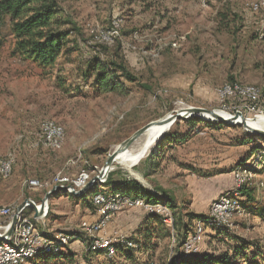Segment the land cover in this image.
<instances>
[{"label":"rangeland","instance_id":"1","mask_svg":"<svg viewBox=\"0 0 264 264\" xmlns=\"http://www.w3.org/2000/svg\"><path fill=\"white\" fill-rule=\"evenodd\" d=\"M253 1L62 0L57 27L66 34L64 48L56 64L46 67L19 52L5 26L0 49V159L12 152L16 160L11 175L0 176V205H20L26 199L40 204L58 175L76 179L85 170L95 177L124 140L174 112L200 107L231 115L240 111L249 119L264 115V7L252 10ZM114 19H120L121 38L111 45L98 42L97 30L110 27ZM235 81L261 89L254 109L244 108L237 99L220 100L219 89ZM194 116L202 122L189 123ZM194 116L178 119L166 132L179 135V141L165 149L159 167L151 160L163 136L138 164L114 162L112 182L153 187L158 195L154 201L167 203L172 198L180 216L197 211L206 218L213 199L238 186L234 171L242 167L251 178L241 185V192L243 187L252 189L264 205V138L243 124ZM45 119L66 129L60 150L36 145ZM142 140L143 136L125 154L139 152ZM260 151V159H253ZM31 179L46 186L31 188ZM240 201L243 212L236 215L233 227L206 224L195 253H204L207 243L210 254L233 258L248 245L234 264H264V220L247 205L243 192ZM53 208L50 225L56 228L50 235L79 233L82 220L97 214L94 207L66 196L55 206L50 202L49 214ZM171 212L172 227L164 226V234L154 237L155 244L145 246L152 247L151 253H142L143 246L139 252L119 249L113 259L95 258L94 264H174L195 230L182 231L181 224L178 229ZM122 215L121 225L113 227L110 223ZM149 215L142 209L119 213L100 234L121 233L138 241L135 234H145L155 224L160 227L158 220L146 222ZM7 224L8 219L0 217V226ZM123 257L133 262L126 263ZM46 258L27 264H49Z\"/></svg>","mask_w":264,"mask_h":264},{"label":"built area","instance_id":"2","mask_svg":"<svg viewBox=\"0 0 264 264\" xmlns=\"http://www.w3.org/2000/svg\"><path fill=\"white\" fill-rule=\"evenodd\" d=\"M250 6L252 10L257 11L264 7V0H255L250 3ZM95 34L98 42L111 45L116 39L121 38L120 19H114L110 27L101 28ZM128 45L130 48L137 49L136 45ZM174 46H176V43ZM144 52L146 53L147 51ZM150 54L154 55V52L152 51ZM218 94L221 101L237 99L242 102L244 108L250 110L254 109L261 99V89L259 87L237 81L226 82L219 89ZM65 139V127L53 119H45L42 121L37 133L36 145H43L50 150L57 151L63 147ZM262 154L261 151L258 152L253 159H260ZM15 160V154L12 152L0 159L1 177L7 178L11 175ZM110 172L111 170L99 180H94V176L85 170L76 179L59 175L56 177L52 187L56 185L62 186L72 194L74 190H81L89 183H91L90 186L92 187L93 184L98 185L99 190L93 194L92 202L98 209L100 217L95 222H82L79 233L66 234L60 232L57 235H50L42 232L38 227V221L47 215L48 204L40 217H35V212L33 211L32 213L28 212L29 208L34 209L29 204H26L21 210H19V205H0V217L8 219L7 225L0 226V234L3 237L0 239V264H27L42 255L59 254L70 246L74 240L79 239L80 234L83 235L82 241L86 252L102 251L108 259H113L119 249L141 251V243L124 234L116 233L113 236H104L100 233L105 230L115 215L134 209H142L152 215H161L166 223L171 224L173 220L171 209L166 202L151 201L143 196L129 195L109 187L108 177ZM234 176L238 186L215 199L211 203L209 215L197 221L195 232L184 243L185 255L194 254L199 249L198 245L202 240L206 224L215 228H232L236 215L242 214L243 205L240 201L242 197L240 188L242 184L251 178V172L239 167L235 169ZM28 184L34 189L46 186L45 183L37 179L29 180ZM40 204L36 203L38 207H40ZM14 218H16V222L12 233L11 235H6Z\"/></svg>","mask_w":264,"mask_h":264},{"label":"trees","instance_id":"3","mask_svg":"<svg viewBox=\"0 0 264 264\" xmlns=\"http://www.w3.org/2000/svg\"><path fill=\"white\" fill-rule=\"evenodd\" d=\"M61 1L62 0H0V49L4 44L3 29L5 26H9L10 32L15 38L16 49L23 53L25 57L45 67L56 64L62 53V49L64 48L65 42L63 41V38L66 35L64 32L59 31L57 27L59 23L57 16L59 14ZM68 32L69 31H67V34ZM118 66V68H122L123 70L122 66ZM126 75L131 80L133 79L130 74L127 73ZM188 122L198 125L202 122V119L194 116ZM177 123L178 121L175 124ZM178 136L179 135L173 132L165 133L160 142H158L155 150H159L163 142L169 139H172V141H179L176 139ZM111 183L113 182L110 175L108 177V184ZM129 184L132 187H136V190H142L136 181H132ZM95 189L96 187H91L90 193L88 194L95 193ZM118 189L124 193H129V185L126 182L121 183V185L118 186ZM242 192L243 195L246 194L248 204L255 202L256 198L252 189L243 187ZM134 194L139 195V192ZM142 196L152 201V197L154 195L147 194L146 196ZM172 203L173 200L169 198V201L166 204L170 207V209L174 208ZM258 211L260 214H263L262 212L264 211V207L259 208ZM188 216L193 218L195 215L188 214ZM202 218L203 217L199 219ZM179 219L181 221L180 230L188 232V225H186L182 218ZM245 247H248V245H244L241 249L237 250L235 252L236 255L233 256V258L223 256L219 257L218 255H212L210 253H195L191 255H185L182 253L176 256L173 261L174 264H234V262L238 260V257H240V253L244 251ZM58 255H60V253L42 255L40 257H47V262L51 263Z\"/></svg>","mask_w":264,"mask_h":264},{"label":"crops","instance_id":"4","mask_svg":"<svg viewBox=\"0 0 264 264\" xmlns=\"http://www.w3.org/2000/svg\"><path fill=\"white\" fill-rule=\"evenodd\" d=\"M174 142H178V141H172V139H169L167 141H164L163 144L161 145V148L159 150H153V156H152V160H151V163L155 164V167H159L160 166V161L164 159V156H165V149H168L172 143ZM156 148V147H155ZM150 162V161H149ZM156 162V163H155ZM129 185V193L130 195H133V196H146L147 194H150V195H154L152 197V199H155L156 196H158L157 194H155L154 192L155 191V188H151V189H148V188H143L141 187L140 189L142 190H136L135 187H132L129 183H127ZM121 185V183H111V184H108L109 187H112L113 189H118V186ZM141 186V185H140ZM99 190V188H96L95 189V192ZM157 190V189H156ZM163 191L162 189H158L157 191ZM139 192V195L138 194H134V193H137ZM144 192V193H143ZM165 192V191H164ZM90 193V189L89 191H87L86 193L80 195L79 197L72 194V193H69L66 189H58L56 190L54 193L51 194L49 200H48V213L46 216H44L42 219H40L38 221V227L39 229L42 231V232H45V233H48V234H51V232L54 231V229L56 227L51 226L50 224L52 223L51 219H52V214H54V208L52 209V211H50L51 213L49 214V210H50V202H51V205L52 206H55L58 202H60L61 200H63V197H67V198H71V200L73 201H76V202H79L81 203L82 205L84 206H92L96 209V215H93L92 217L89 216V220L87 216V219H83L82 222L84 221H87V222H95L99 219L100 217V213L98 211V209L95 207V205L93 204L92 202V196L93 194H88ZM46 194L43 195L42 199L39 201L40 203H42L43 201V198L45 197ZM172 199V198H171ZM173 200V210L175 212V220H174V223L177 225L178 229L180 228V219L179 218H182L186 225H188V228L190 231L194 230V227L196 225V222L199 218H201L200 216H203L202 214H199V213H196L195 211H186L187 213L186 214H181V216L179 215V211L181 210H178L177 207H176V204L174 203V199ZM215 200V199H213ZM248 206H250V208H254V209H257L255 212L257 213V215H259V217H261V219L264 220V211L262 212L263 214H260L258 209L261 208V207H264V205H260V203L255 200V202L253 203H250V204H247ZM211 206V205H210ZM209 206V207H210ZM253 209V210H254ZM178 210V211H177ZM31 211L35 212L34 209L31 208ZM188 214H193L195 215L193 218H190L188 216ZM149 220L146 222L147 223H150L152 224V222H156L157 223V220L160 222V227L158 226L157 227V224H155L156 226H153L152 228H149V231L145 232L144 233H138V234H135V239H138V241L141 243V245L143 247H145L146 245H152V244H155V238L154 237H157L158 234H164L165 232V229H164V226L169 228V227H172V225H170L169 223H166L165 220L163 219V216H159V215H152L151 214L149 215ZM125 218H123V215L120 217V218H117L115 219L113 222H111L110 224L114 227L116 225H121V221L124 220ZM55 222H57V220L53 219ZM56 224V223H55ZM180 225V226H179ZM112 226L109 225V229L112 228ZM148 232L149 233V237H146L148 235ZM156 233V235L154 234ZM215 234V232L213 233ZM80 238L77 239V240H74L70 246H68L67 248H65L62 253H60V255L56 256V259L49 263V264H94V259H100L102 261L106 260V256L103 252H86L85 249H84V244H83V241H82V238H83V235L80 234L79 235ZM138 236V237H136ZM221 236V235H220ZM209 237H212V235H209ZM80 244L82 246V251L81 249L79 250V247L77 249L74 248V245L75 244ZM209 244V243H208ZM207 245V243H206ZM206 245H205V251L204 254L206 253H209L210 251H206ZM210 245V244H209ZM151 250H152V247L150 246V249H146V247L144 248V250H142V253L145 252L146 254H149L151 253ZM141 253V254H142ZM127 254V253H126ZM99 257V258H98ZM124 259V262H133V259L132 258H127V257H123ZM122 259V261H123Z\"/></svg>","mask_w":264,"mask_h":264},{"label":"water","instance_id":"5","mask_svg":"<svg viewBox=\"0 0 264 264\" xmlns=\"http://www.w3.org/2000/svg\"><path fill=\"white\" fill-rule=\"evenodd\" d=\"M201 112H207L208 114L212 115L213 117L217 118V120L219 121H223L225 123H228V124H235L234 122L237 121L239 118L242 119V122L239 123V124H243L245 126V128L258 135V136H261L264 138V130L262 129H257V128H253V127H250L246 122H243L246 121L247 117H245L243 115L242 112L240 111H237L235 114L231 115L230 117H224L220 114L217 113L216 110H207L205 108H200V107H194V108H187V109H184V114H182L181 112H174L168 116H166L165 118L161 119V120H156V121H152L150 123H148L147 125L139 128L137 131H135L133 133V135H131L129 138H127L126 140H124L109 156H108V159L104 165V167L102 168L101 172L99 173V175L95 176L94 177V180H99L103 175H105L109 169H112V164L116 161V157L118 156V154L122 151H126V150H129L131 148V146L139 139L141 138L142 136H144V134L147 132V130L152 126V124H155V123H160V124H170L173 125L178 119L180 118H189L190 116H194V115H199V113ZM164 135V134H163ZM162 135V136H163ZM90 184L89 183L85 188L81 189V190H74L73 194L74 195H82L84 194L86 191L89 190L90 188ZM58 189H65L64 187L62 186H59V185H56L55 187H53L51 190H49L45 197L43 198V201L42 203L40 204V207H38L36 205V203L31 200V199H26L25 201H23L20 205H19V210H21L22 208H24V206H26V204H29L31 205L34 210H35V217H40L43 215L44 213V210H45V206H47L48 204V200L51 196L52 193H54L56 190ZM15 222H16V218H14L11 222V226H10V229L9 231L6 233V235H11L12 233V230H13V227L15 225ZM2 234H0V239H2Z\"/></svg>","mask_w":264,"mask_h":264},{"label":"bare ground","instance_id":"6","mask_svg":"<svg viewBox=\"0 0 264 264\" xmlns=\"http://www.w3.org/2000/svg\"><path fill=\"white\" fill-rule=\"evenodd\" d=\"M216 111L218 114L224 117L231 116V114L228 112L220 111V110H216ZM182 114H184V111H182ZM199 114H204L208 118H215L212 115L208 114L207 112H201ZM241 122H242V119L239 118L234 123L239 124ZM243 122H246L250 127L264 130V115H257L252 119L247 118L246 121L243 120ZM171 126H172L171 123L170 124H164V123L163 124H160V123L152 124V126L147 130V132L143 136V140L140 146V149L141 147L142 149L134 155H126L125 151H122L116 157L115 162H120L124 165H128L131 167L133 165L138 164L141 161V159L147 155L150 149L153 148V146L158 142V140L162 137V135L165 134L170 129ZM110 170L112 169H109L108 172ZM46 208L47 206H45V209Z\"/></svg>","mask_w":264,"mask_h":264}]
</instances>
